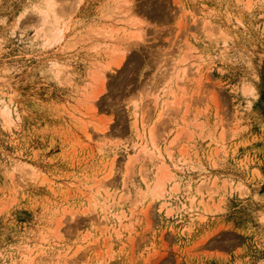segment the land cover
<instances>
[{
    "label": "rangeland",
    "instance_id": "rangeland-1",
    "mask_svg": "<svg viewBox=\"0 0 264 264\" xmlns=\"http://www.w3.org/2000/svg\"><path fill=\"white\" fill-rule=\"evenodd\" d=\"M37 1L0 0V264H264V0H57L51 46Z\"/></svg>",
    "mask_w": 264,
    "mask_h": 264
},
{
    "label": "bare ground",
    "instance_id": "bare-ground-1",
    "mask_svg": "<svg viewBox=\"0 0 264 264\" xmlns=\"http://www.w3.org/2000/svg\"><path fill=\"white\" fill-rule=\"evenodd\" d=\"M248 4H250V3H248ZM247 4V5H248ZM33 9L37 12V14L39 15V18H38V23H40V31H41V33H43L42 35H40L41 37H42V40H43V45L44 46H51L52 44H54V43H60V41H62L63 39H64V37H65V34H66V29L68 28V25L66 24V22L63 20V18H62V15H61V12H60V10H58L57 9V0H38L36 3H35V5H34V7H33ZM17 20V19H16ZM19 22V20H17L16 21V24H15V26L16 27H18V23ZM135 23V22H134ZM113 25V24H112ZM137 25V24H136ZM111 29H113L112 31H114V29H116V28H111ZM40 31H39V33H40ZM135 31V30H134ZM38 32V31H37ZM132 32V31H131ZM39 35V34H38ZM36 36V31H35V35H34V37ZM40 37V38H41ZM132 38H140V36L139 35H137V34H133L132 36H131ZM36 38H37V36H36ZM34 39V38H33ZM38 39V38H37ZM126 46L124 45V47H122V48H125ZM50 48V47H49ZM122 51L124 50V49H121ZM116 52H118V50H116ZM124 56H125V53H124ZM123 56V57H124ZM122 57V58H123ZM182 61V60H181ZM120 63L121 62H118L117 63V65H120ZM51 65H52V67H53V69H54V74L57 76V77H60L61 76V74L63 73L62 72V69H63V65H61L60 64V62L58 61V60H51ZM102 67V66H101ZM103 67H107L109 70L110 69H112L113 67L110 65V62H108L107 64H105ZM102 67V69L100 70V71H98V73H99V75L97 76V77H101V79H104L105 78V70H104V68ZM107 69V70H108ZM184 69H185V67H184ZM186 71V70H185ZM185 71H183V72H185ZM97 73V74H98ZM178 74V73H177ZM101 81V80H100ZM102 82V81H101ZM104 82V81H103ZM183 82V81H182ZM181 82V83H182ZM178 84V83H177ZM183 84V83H182ZM178 86V85H177ZM180 87V86H179ZM188 87V86H187ZM172 88V87H171ZM182 88V87H181ZM185 89V88H184ZM245 91H255V88L253 87V86H247L246 88H245ZM244 91V92H245ZM171 97V96H170ZM180 95L177 93V92H174V91H172V99H170L171 101V103L173 104V105H176L177 103H178V101H179V99H180ZM0 101H1V99H0ZM3 101V103H4V106H3V111H4V114H6V115H9L10 113H11V111H12V107H11V102H7V101H5L4 99L2 100ZM2 103V104H3ZM11 103V104H10ZM167 104V103H166ZM136 105V104H135ZM87 136H89L88 134H87ZM152 136H153V133H152ZM142 137V136H141ZM152 138H154V137H152ZM152 138H150L151 139V141L153 142V141H155L154 139H152ZM173 140V139H172ZM171 140V141H172ZM175 140H173V142H174ZM141 151H143L144 153H146V154H148V153H153V151H150L148 148H147V146L145 145L142 149H141ZM161 154V153H160ZM163 165V164H162ZM162 165H159L158 167H160V168H162L163 170L166 168V167H164V166H162ZM165 165V164H164ZM159 168V169H160ZM166 170V169H165ZM164 170V171H165ZM161 171V170H160ZM159 174V173H158ZM157 174V175H158ZM144 176V175H143ZM168 178V174L166 173H164L163 175H161L160 176V178H159V180L157 181V183H156V188L157 189H155V185H153V187H154V189H155V192L157 191V193L158 192H160V189H161V192H162V189L164 188L163 186H164V184H165V181H166V179ZM169 181V180H168ZM152 187V186H151ZM125 190V189H124ZM123 190V191H124ZM164 190V189H163ZM152 192V191H151ZM154 192V191H153ZM161 195V194H160Z\"/></svg>",
    "mask_w": 264,
    "mask_h": 264
}]
</instances>
